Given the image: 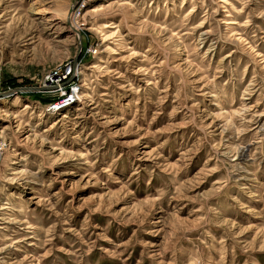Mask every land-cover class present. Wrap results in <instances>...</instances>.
I'll return each instance as SVG.
<instances>
[{
	"label": "rangeland",
	"instance_id": "1",
	"mask_svg": "<svg viewBox=\"0 0 264 264\" xmlns=\"http://www.w3.org/2000/svg\"><path fill=\"white\" fill-rule=\"evenodd\" d=\"M0 264H264V0H0Z\"/></svg>",
	"mask_w": 264,
	"mask_h": 264
},
{
	"label": "built area",
	"instance_id": "2",
	"mask_svg": "<svg viewBox=\"0 0 264 264\" xmlns=\"http://www.w3.org/2000/svg\"><path fill=\"white\" fill-rule=\"evenodd\" d=\"M70 69V68H69ZM65 70L62 73L57 74L54 77L47 76L46 78L43 79V86H59L62 84L63 81H65L70 75L71 72L70 70Z\"/></svg>",
	"mask_w": 264,
	"mask_h": 264
},
{
	"label": "water",
	"instance_id": "3",
	"mask_svg": "<svg viewBox=\"0 0 264 264\" xmlns=\"http://www.w3.org/2000/svg\"><path fill=\"white\" fill-rule=\"evenodd\" d=\"M49 87H51V86H41V88H49ZM23 88H25V87H23ZM26 88H29V87H26Z\"/></svg>",
	"mask_w": 264,
	"mask_h": 264
},
{
	"label": "bare ground",
	"instance_id": "4",
	"mask_svg": "<svg viewBox=\"0 0 264 264\" xmlns=\"http://www.w3.org/2000/svg\"><path fill=\"white\" fill-rule=\"evenodd\" d=\"M66 13H67V12H65V15H66ZM69 16H70V15H68V17H69ZM229 23H235V22H234V21H232V22H229Z\"/></svg>",
	"mask_w": 264,
	"mask_h": 264
}]
</instances>
